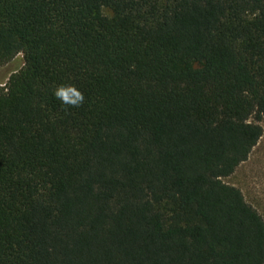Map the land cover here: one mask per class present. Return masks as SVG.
Returning <instances> with one entry per match:
<instances>
[{
    "label": "trees",
    "instance_id": "16d2710c",
    "mask_svg": "<svg viewBox=\"0 0 264 264\" xmlns=\"http://www.w3.org/2000/svg\"><path fill=\"white\" fill-rule=\"evenodd\" d=\"M19 54L0 264H264V217L223 179L263 135L264 0H0V67Z\"/></svg>",
    "mask_w": 264,
    "mask_h": 264
},
{
    "label": "rangeland",
    "instance_id": "374dc122",
    "mask_svg": "<svg viewBox=\"0 0 264 264\" xmlns=\"http://www.w3.org/2000/svg\"><path fill=\"white\" fill-rule=\"evenodd\" d=\"M24 65V57L19 54L0 67V85L4 86L13 72ZM3 81V83H2ZM263 135L249 158L242 162L233 174L223 178L225 182L240 188L246 200L264 217V118L260 121Z\"/></svg>",
    "mask_w": 264,
    "mask_h": 264
},
{
    "label": "clouds",
    "instance_id": "9594fccd",
    "mask_svg": "<svg viewBox=\"0 0 264 264\" xmlns=\"http://www.w3.org/2000/svg\"><path fill=\"white\" fill-rule=\"evenodd\" d=\"M62 105L68 107H81L85 102L84 94L74 85H60L53 93Z\"/></svg>",
    "mask_w": 264,
    "mask_h": 264
}]
</instances>
